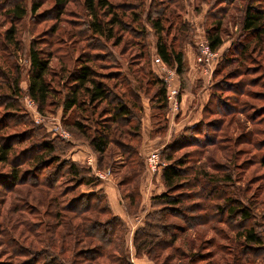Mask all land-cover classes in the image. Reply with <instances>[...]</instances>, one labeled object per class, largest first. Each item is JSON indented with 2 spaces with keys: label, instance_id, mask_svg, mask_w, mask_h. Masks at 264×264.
<instances>
[{
  "label": "trees",
  "instance_id": "16d2710c",
  "mask_svg": "<svg viewBox=\"0 0 264 264\" xmlns=\"http://www.w3.org/2000/svg\"><path fill=\"white\" fill-rule=\"evenodd\" d=\"M235 1L221 0V4L225 6L220 5L217 8L219 17H215L211 26L206 28V39L213 51L218 50L224 43L223 18ZM69 2L70 0H55V10L59 17L64 13ZM39 7V3L33 4L32 11L36 12ZM84 8L89 16L85 21L86 29L93 35V40L98 41V45L93 47L94 50H106L107 42L112 43L114 47L122 45L124 39L121 36L118 37L117 33L129 32L134 39L136 38L131 41V47H138L139 52L141 51L138 52V61L141 62L145 58L146 47L144 44L141 45V42L145 41L149 34L142 25L141 13L134 11L137 7L124 3L118 5L111 0H85ZM130 10L134 13H130ZM174 13L175 11L169 7L160 6L155 12L146 13V21L156 36L155 57L160 56L182 77L187 72L186 55L182 47H177L173 41H169L173 26L167 27L166 25L174 23L170 21L171 15L175 17ZM12 15L17 19H22L27 15V10L17 4L12 9ZM126 18H130L131 21H127ZM133 24L138 25L132 27ZM185 25L191 29V25L185 21L184 24L177 25V32H182ZM242 25L245 40L229 46L214 74L216 76L226 68L237 65L225 73L222 79L211 85V95L203 108L201 120L177 132L160 151L161 158L167 163L160 171L165 189L152 197L151 209L146 213L145 222L135 230L133 235L136 253L141 255L142 252L157 263L161 261V264H177L175 260L182 261L181 259L186 255L182 247L176 246V243L194 225L202 224L206 220L237 224L240 218L241 222L236 229L239 226L237 237L241 239L242 244L240 249L239 247L233 248V253H230L233 257L229 261L232 262L231 264H247L248 259L245 257L248 254H259L258 256L262 254L260 251L264 245V236L254 226L245 227L253 217L251 208L241 207L239 199L226 195L225 187L233 184L236 178L235 173L230 169V163L222 165L221 168L225 170L224 174L217 176L209 174L202 165H191L194 154L178 156L181 150L192 146L195 147L193 151L196 152L195 156L207 147L212 148L210 150L212 153L218 152L219 149H223L219 138L234 145L242 142L253 144L255 141L256 146H264V137L254 140V136L249 135L248 141H244L243 137L246 133L232 136L227 130L237 113L247 114L248 119L253 123L264 124V105L254 108L252 113H247V106H239L238 103L240 96L244 95L264 100V91L248 89V87L259 86L264 90V63L260 62L264 60V0L249 2L244 11ZM16 35L17 28L14 26L9 29L6 39L16 44L18 42ZM189 35H185L186 39L190 37ZM129 43L125 42L130 47ZM188 43H194L192 38ZM39 44V41L33 40L30 47L28 95L37 103L41 111L53 102L62 107L64 124L87 139L93 151L101 157L107 153L112 144L116 145L125 158V171L118 185L122 191L126 211L132 215L146 211L141 207L142 193L139 187V181L148 170L147 158L140 152L145 104L138 89L144 88L146 81L147 91L148 89L153 91L150 96L151 108L159 111L160 114L162 112L166 117L169 101L165 81L154 68L155 73L149 71L141 73V76H135L136 81L140 83L139 86H135L127 73L121 71L122 69L108 73H103L98 69L96 63L101 60L100 56L105 55L83 51L76 57L72 68L67 62L62 67L61 78L64 80L65 88L61 96L59 95L61 91L55 89L53 85L52 55L48 54L46 49L41 48ZM195 48L198 54V45ZM123 50L127 51L126 48ZM112 64L113 67L110 70L119 68L115 65L116 63ZM12 88V94L4 95L7 102L1 103L8 108H14L15 100L22 92L18 84ZM209 115L224 118L218 117L206 122L205 119ZM154 116H159V113ZM228 116H231V120L224 130V120ZM259 116L263 117L258 119ZM166 121L168 124L167 117ZM8 127L9 123L5 118L0 117V164L12 166L9 177L13 183L23 184L30 181L33 186L48 187L49 190L54 191L60 178L68 176L69 179L78 180L83 185L99 184L100 180L91 175L90 171H85L78 161L63 157L72 148V144L66 141H62L59 145L55 139H45L40 144V151L30 156V169L21 171L17 167L14 168L13 162L19 157L13 153L14 140L26 134L23 136L21 134L19 136L5 135L3 131ZM167 128L166 124L163 127L158 125L154 133L165 134ZM210 128L216 131L214 136L210 133ZM263 132L261 130L251 134ZM219 133L223 134L215 136ZM228 157L229 160H235L238 156L234 152ZM260 162L264 165V156ZM51 198L57 199L58 197ZM210 206L213 213H208ZM70 207L74 216L67 220H60V225L66 227L67 232H60L59 237L62 240L57 247L75 246L77 239L84 236L98 241V244L93 247L73 253L74 264H81L80 260L93 263L100 257L106 258L104 264H135L132 261L130 250L127 254H122L118 249L117 238L119 232L123 231L122 228L126 233L127 222L114 213L104 189L100 188L93 193L76 196ZM62 215L60 211L54 218H60ZM169 217L177 218L183 224L169 221ZM67 237H70L69 241L66 240ZM113 246L115 248L112 252L110 250ZM167 251L168 253H165ZM45 256L44 264H65L55 251L47 252ZM212 257L214 255H207V257L205 255L202 258L204 263L197 262V264H221ZM96 264L103 263L97 262Z\"/></svg>",
  "mask_w": 264,
  "mask_h": 264
},
{
  "label": "rangeland",
  "instance_id": "374dc122",
  "mask_svg": "<svg viewBox=\"0 0 264 264\" xmlns=\"http://www.w3.org/2000/svg\"><path fill=\"white\" fill-rule=\"evenodd\" d=\"M84 1L70 0L65 7L64 13L59 17V14L55 10V0H0V117L5 118L9 123V127L3 133L13 136H19L20 134L23 136V134H26L24 137H17L14 140L15 149L13 153L19 155L18 159L13 162L14 168L17 167L21 171L30 169V156L39 152L41 149L40 144L45 139L50 138L51 140L55 139L59 145L62 141L71 143V150L63 157L78 161L85 171H90V174L95 176L93 169L87 163L91 154V157L96 162V167L102 171L110 170L111 175H114V180L119 184L125 171V158L116 145L112 144L107 153L101 157L93 151L87 139L81 137L74 129L64 124L62 107L55 105V102H53L52 105L41 111L37 103L28 95L31 66L29 55L32 41H39L40 47L46 49L48 54L52 55L51 73L52 77H54L53 85L55 89L61 91V94H59L61 96L65 88L64 80L61 78L63 74L62 67L67 62L69 67L72 68L75 65L76 57L83 51L105 55L100 56L101 60H98L96 63L101 72L108 73L109 71H120L122 69L121 71L127 73L132 84L139 86L140 83L136 81L135 76H141V73L149 71L153 73L155 68L156 36H154L151 30L150 24L146 21V13L148 11L155 12L160 6H167L169 9L175 11V17L171 15L172 18L170 20L174 23L166 24L167 27L173 26L169 41H173L177 47H182L186 55L187 49H192L195 52L196 44L206 38V28L211 26L215 17H219L217 8L220 5L225 6V4H221V0H111L118 5L123 3L125 5L131 4L137 7V10L134 11L141 13V17L143 18L142 25L148 30L147 33L149 35H147L145 41H142L143 43L141 42V45L144 44L146 49L144 50L145 58L139 62L137 57L139 52L138 47H131V41L136 38L134 39L129 32L117 33L118 37L121 36L124 39V43L118 47H114L112 43L107 42L108 48L106 47V50L93 49V47L98 45V41L93 40V35L86 29L85 21L88 20L89 16L84 8ZM250 1L236 0L229 7L223 18L222 36L224 43L216 50L221 57L213 65L214 71L209 76V82H207L210 90L209 98L211 95V85L215 81L217 82L222 79L225 73H228L229 70L237 65L234 64L226 68L216 76L214 74L217 65L229 46L235 42L245 40L242 23L245 8ZM36 3H39L40 7L34 12L32 11V5ZM17 4L25 7L27 10V15L22 19H17L12 15V9ZM131 11L129 12L134 13ZM126 20L131 21L130 18H126ZM185 21L191 25V29L185 25L182 32H177V25L184 24ZM136 25L138 24H133L132 27ZM14 26L17 28L16 41L18 42L16 44H12L6 39L9 29ZM187 34H190L189 36L194 43H188L191 38L188 37L186 39L185 35ZM126 41L130 42V47L125 44ZM124 48L127 51L123 50ZM146 61L147 64H145ZM260 62L264 63V60H260ZM112 63H116L115 65L119 66V68L110 70L113 67ZM178 78L181 91L179 106L181 95L187 90L193 92L196 98L190 106L191 109L183 116L181 111L179 114L177 113L178 110L175 111V114L177 113L175 116L168 104L166 117L171 112V116L174 115L177 123L183 120L186 122L185 119L189 112H192L191 114L195 116L197 108H195V111L192 108L193 105L195 107L198 103L197 92L201 88L200 85L197 87L193 86L187 78L186 73L182 77L178 74ZM17 84L22 92L16 98L14 108L2 105L1 103L7 102L4 95L12 94V87L17 86ZM147 88L148 85L145 81L144 88H139L138 91L141 93L146 109H149L151 112L150 126L153 130L152 135L166 137L170 133L169 137L167 136L169 138L168 142H170L176 133L185 126L180 130L172 131L175 127L172 128L169 122L167 124L165 114L163 115L162 112L160 114L159 111L151 108L150 96L153 94V91L149 89L147 91ZM248 89L264 91L259 86L248 87ZM202 92L201 90V95H204V92ZM238 103L239 106L246 105L248 108L247 113H252L254 108L264 105V100L255 96L249 97L248 95H244L240 96ZM156 113H159V116H154ZM198 115L201 118L203 117V109ZM144 117H146L145 112ZM218 117L222 118V116L218 115H209L205 121L207 122ZM261 117L263 116H259L258 119H261ZM230 120L231 116L225 118L224 130H226L225 126H228ZM165 124L168 127L165 134L154 133L158 125L163 127ZM182 125L183 123H181ZM58 129H64L69 133V136L63 137ZM227 130L230 131L232 136L246 133L243 137L244 141H248L249 135L254 136V140L264 137V132L261 134H251L261 130L264 131V124L253 123L248 119L247 114L244 113H237L234 121L227 127ZM209 131L213 136L216 133L211 128ZM222 134H215V136ZM219 141L223 149H219L218 152L212 153L210 151L212 148L207 147L195 156L196 152H193L195 147L192 146L181 150L178 156L194 154L191 165H202L203 169L209 174L217 176L224 174L225 170L221 168L223 167L222 165L230 163V169L233 170L236 178L233 184L225 187L226 195L239 199L241 207L249 206L251 208L253 217L247 222L245 227L254 226L264 236V165L260 162L264 156V146H256L254 144L255 141L253 144L242 142L237 145L226 142L221 138H219ZM76 142H79L81 145L76 146ZM234 152H236V156L238 157L235 160H229L228 156ZM11 171L12 166L0 164V264H35L36 261V264H44L47 252L54 251L65 264H74L75 257H73V253L98 244L96 239L84 236L77 239L78 242L75 246L65 245L64 248L57 247L61 244L62 240L59 237L60 232H67L66 227L60 225V220H67L74 216L71 212V202L80 194L93 193L102 188L101 179H99L98 185H83L80 184V181L69 179L67 176L66 178H60L53 191L49 190L48 187L33 186L30 184V181L23 184H15L9 177ZM95 178L98 179L96 176ZM142 179L139 181L140 189L143 185ZM120 195L123 198L121 190ZM55 196L58 198H51ZM209 209L208 213H213L211 206ZM60 211L63 214L62 217L54 218ZM101 218L104 219L105 216H101ZM168 220L183 224L177 218L169 217ZM239 222H241L240 218L237 224L206 220L204 222L206 224L194 225L176 243V246L182 247L186 257L182 258V261L175 260V263H204L202 258L205 255L206 257L207 255H214L215 258H212L217 259L221 264H231L232 262L229 261L233 257L230 253H233V248L239 247L240 249L242 244L241 239L237 237L239 226L238 229H236V226ZM122 230L124 231V228ZM123 231L119 232V239L117 238L118 249L122 254H127L130 250L132 261L135 264H161V261L157 263L150 256L142 252L141 255L136 253L133 245V228L129 223H127L126 233ZM69 239L70 237L66 238L67 241ZM114 248V246L111 247L110 251L113 252ZM261 250V256H258L259 254H248L245 257V259H248L247 264H264V245ZM165 253H168V251ZM80 261L81 264H96L97 262L104 264L106 258L100 257L93 263L87 260Z\"/></svg>",
  "mask_w": 264,
  "mask_h": 264
},
{
  "label": "crops",
  "instance_id": "0c3cea01",
  "mask_svg": "<svg viewBox=\"0 0 264 264\" xmlns=\"http://www.w3.org/2000/svg\"><path fill=\"white\" fill-rule=\"evenodd\" d=\"M204 39L206 40V38ZM197 55L198 54L194 52L192 49H187L186 62H187L188 70L186 72V76L193 86H196V87L198 85L201 86V88L199 89V92H197L198 103L196 104L195 107L193 105V108H192L193 111H195V108H197V112L195 113V116L194 114H191L192 112H189V114L186 116V119H185L186 122L188 121L187 123L184 120L182 122L177 123L176 119H174V115L171 116V112H169L167 115L169 125L172 128L175 127L172 129V131L180 130L183 126H186V125L196 124L201 118L200 115H198V113H201L203 106L207 103L208 98H209L210 90H209V86L207 83L209 82V75L203 69H201V65H199L197 62ZM201 90L204 92V95H201ZM203 97L204 99H202ZM195 98H196V95L193 94V92L189 90L183 93L181 95L180 106L178 108L177 113L179 114V112L181 111L182 116L185 113H187V111L191 109L190 106L192 105V103H194L193 101ZM177 113L175 114V116L177 115ZM145 116L146 117H143L142 143L140 146V152L145 158H147V156L150 155V153H152L155 150H160L163 146H165L168 143L169 141L168 137L170 133H168L167 135L168 137L167 136L160 137V136L152 135L153 130L150 126L151 112L149 109H146V107H145ZM181 123H183L182 126H181ZM177 125H179V127H177ZM75 145L80 146L81 144L79 142H76ZM89 156L91 157L92 155L90 154ZM160 171L159 173L153 174L152 172L147 170L146 173L144 174L143 179H142L143 185L141 186V193H142L141 207L146 209V211H142L137 215H132L126 211V208L123 203V198L120 195L118 183L114 180L113 174L110 175L109 178L104 179L101 182V185H102L101 187L105 190L114 213L122 217L127 223L130 224V226L133 228V233L135 229H137L138 227L144 224L146 213L151 209L152 197L156 194L163 192L165 189L164 182L161 178Z\"/></svg>",
  "mask_w": 264,
  "mask_h": 264
},
{
  "label": "built area",
  "instance_id": "2783aa9c",
  "mask_svg": "<svg viewBox=\"0 0 264 264\" xmlns=\"http://www.w3.org/2000/svg\"><path fill=\"white\" fill-rule=\"evenodd\" d=\"M199 53L197 55V62L209 76L213 73L214 67L219 60L220 54L218 51H213L207 40H202L198 43ZM154 66L156 72L165 81L168 88V101L169 108L175 114V111L179 108V97L181 94L180 83L178 73L175 69L169 67L160 56H156L154 59ZM59 133L63 137H68L69 133L64 129H58ZM88 165L91 166L95 176L98 179L104 180L110 177L111 171H102L96 167V162L93 158H89L87 161ZM167 163L161 158L160 150H155L147 157V168L153 174L158 173L164 168Z\"/></svg>",
  "mask_w": 264,
  "mask_h": 264
}]
</instances>
